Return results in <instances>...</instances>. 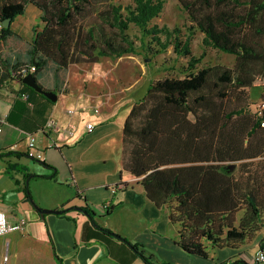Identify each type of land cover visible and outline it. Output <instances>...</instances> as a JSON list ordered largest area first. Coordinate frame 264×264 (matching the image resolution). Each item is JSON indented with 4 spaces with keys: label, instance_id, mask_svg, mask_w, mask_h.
<instances>
[{
    "label": "trees",
    "instance_id": "16d2710c",
    "mask_svg": "<svg viewBox=\"0 0 264 264\" xmlns=\"http://www.w3.org/2000/svg\"><path fill=\"white\" fill-rule=\"evenodd\" d=\"M113 1L2 0L0 46L16 36L13 23L29 5L40 12L30 63H15V77L23 82L35 67L38 80L54 63L58 78L73 64L137 55L131 25L144 42L151 39L150 52L162 54L173 46L189 59L186 76L151 81L132 107L123 129L124 170L142 178L147 198L168 210L176 243L188 254L207 258L211 249L249 243L264 230V110H251L248 92L264 91V0H179L190 22L186 30L152 24L168 0H132L126 7ZM8 19L10 28L4 26ZM197 31L204 34L205 48L234 55L235 66L199 69L206 52L193 54ZM6 68L0 57V72ZM27 194L31 199L29 187ZM80 210L96 215L89 207ZM137 249L147 264H172L154 263ZM231 264L250 263L239 258Z\"/></svg>",
    "mask_w": 264,
    "mask_h": 264
},
{
    "label": "crops",
    "instance_id": "0c3cea01",
    "mask_svg": "<svg viewBox=\"0 0 264 264\" xmlns=\"http://www.w3.org/2000/svg\"><path fill=\"white\" fill-rule=\"evenodd\" d=\"M8 41L0 49L7 64L0 72V118L5 119L0 152L17 153L0 157V211L12 224L22 219L27 224L0 236V264H147L137 248L154 263L231 264L242 258L258 264L264 233L238 247L211 249L207 258L177 245V227L166 208L147 198L142 178L124 170L123 129L131 110L124 114L110 106L100 115L97 109L85 113L84 93L61 92L53 75L38 82L58 94L56 102L31 92L15 77V62L5 51ZM29 134L42 158L32 154ZM27 187L40 208L68 211L42 215ZM84 207L94 218L80 210Z\"/></svg>",
    "mask_w": 264,
    "mask_h": 264
},
{
    "label": "rangeland",
    "instance_id": "374dc122",
    "mask_svg": "<svg viewBox=\"0 0 264 264\" xmlns=\"http://www.w3.org/2000/svg\"><path fill=\"white\" fill-rule=\"evenodd\" d=\"M113 3L126 7L132 3V0H114ZM152 24L160 27L168 26L171 29L181 27L186 30L185 26L190 25V22L181 2L168 0L163 13ZM38 25H41L40 12L35 6L29 5L25 15L16 21V36L9 40L5 47L6 55H12L15 63H30L28 50L34 37V28ZM129 34L138 47L139 54L137 55H125L118 59L101 58L98 63L73 64L68 69L59 71L58 78L55 74L57 73L55 72L56 64L49 63L39 77L50 78L53 75L52 79L59 84L58 89L61 92L68 93L76 90L77 94L78 91L84 93L81 106L87 108L84 109L85 113H88L89 109H97L100 115L112 106L114 111L120 110L121 113L126 114L146 95L151 81L168 77L184 78L189 61L188 58L178 56L173 46L162 54L150 52V46L153 47V45L148 42L151 39L147 38L144 42L141 30L135 25H131ZM203 40L204 34L197 31L192 41L193 54L200 57L206 52L205 58L198 66L199 69L215 65L228 68L235 66L236 57L234 55L214 48H205ZM68 75L72 78L70 81H68ZM248 92L250 108L256 112L260 103L264 101V91L248 89ZM235 169L236 166L231 165L230 170ZM134 198L141 199L137 195ZM252 240L253 238L247 242L251 243Z\"/></svg>",
    "mask_w": 264,
    "mask_h": 264
},
{
    "label": "built area",
    "instance_id": "2783aa9c",
    "mask_svg": "<svg viewBox=\"0 0 264 264\" xmlns=\"http://www.w3.org/2000/svg\"><path fill=\"white\" fill-rule=\"evenodd\" d=\"M31 72L33 73L36 71L35 67L30 68ZM26 71V70H25ZM25 99H28V95L25 96ZM259 111L261 113L262 110H264V103L259 106ZM5 123L4 118H0V133L3 131V125ZM29 140H30V148L32 150V154L34 156L37 155L38 158H42V155L36 154V139L33 134H29ZM120 188H125V186L122 184ZM111 204L107 203V207L110 208ZM27 224V221L22 219L19 223L12 224L9 222L6 214L2 211H0V236L8 235L12 232L21 231L24 230L25 226ZM255 261L258 263H264V250L260 251L259 254L256 256Z\"/></svg>",
    "mask_w": 264,
    "mask_h": 264
},
{
    "label": "water",
    "instance_id": "95a60500",
    "mask_svg": "<svg viewBox=\"0 0 264 264\" xmlns=\"http://www.w3.org/2000/svg\"><path fill=\"white\" fill-rule=\"evenodd\" d=\"M12 24V19H8L4 22V26L6 28H10ZM23 83L31 88H33L36 92L46 96L50 101L56 102L58 100V94L55 93L54 91L46 90L37 80V77L33 74L30 73L28 74L24 79ZM32 204L34 207L42 214H48V213H56V214H62L63 212L61 211H55V210H45L40 208L34 200H31Z\"/></svg>",
    "mask_w": 264,
    "mask_h": 264
}]
</instances>
